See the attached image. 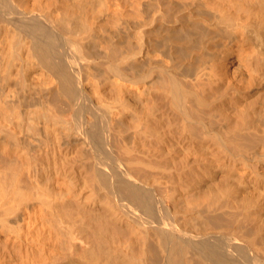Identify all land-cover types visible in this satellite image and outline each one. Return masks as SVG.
I'll use <instances>...</instances> for the list:
<instances>
[{"label": "bare ground", "instance_id": "1", "mask_svg": "<svg viewBox=\"0 0 264 264\" xmlns=\"http://www.w3.org/2000/svg\"><path fill=\"white\" fill-rule=\"evenodd\" d=\"M0 264H264V0H0Z\"/></svg>", "mask_w": 264, "mask_h": 264}]
</instances>
